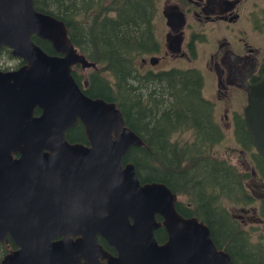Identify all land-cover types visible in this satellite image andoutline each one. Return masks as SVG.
<instances>
[{
  "label": "water",
  "instance_id": "1",
  "mask_svg": "<svg viewBox=\"0 0 264 264\" xmlns=\"http://www.w3.org/2000/svg\"><path fill=\"white\" fill-rule=\"evenodd\" d=\"M2 47L23 64L0 70V242L9 235L17 246L0 264H234L205 223L175 211L168 187L141 184L134 165L123 163L143 142L115 103L88 97L75 82V66L96 65L63 21L36 11L33 0H0ZM245 91V129L264 161V75ZM78 122L88 146L65 138ZM159 227L161 242L153 236Z\"/></svg>",
  "mask_w": 264,
  "mask_h": 264
},
{
  "label": "flooded vegetation",
  "instance_id": "2",
  "mask_svg": "<svg viewBox=\"0 0 264 264\" xmlns=\"http://www.w3.org/2000/svg\"><path fill=\"white\" fill-rule=\"evenodd\" d=\"M115 4L120 8L122 32L126 33L128 21L142 23L145 16L146 25L143 27L140 24L138 30L141 40H138L140 50L134 55L137 59L136 68L129 77L136 83L140 93L143 94L146 88H153L159 76L174 71L184 75L192 73L197 77L200 99L211 108L207 138H223L224 131L231 132L234 138L245 132L249 138L242 111L247 101L245 89L258 84L264 75V0H73V23L79 27L91 26L94 31L97 25L116 20L117 9L115 7L112 10ZM135 4L138 12L128 16V5ZM17 62L18 65L9 70H17L22 66V61V64L18 59ZM75 68L83 70L80 66ZM75 75V82L85 91L88 78L81 80L80 75ZM166 85L169 86V83ZM170 86L174 88L175 84ZM207 87L210 89L208 98L204 95L208 91ZM150 100H153L152 97ZM229 107L235 109L228 112ZM238 107L241 108L240 112ZM221 110L219 116L217 112ZM36 112L34 116H39L40 111ZM169 131L168 135L172 136L176 133L185 134L188 143L193 137L199 136L193 127ZM237 144L241 148L239 154L245 156L252 151V148L243 147L238 141ZM219 153L223 157V153ZM219 153L215 150L212 154ZM237 164L238 169H235L233 176L237 179L236 185L242 191V197L233 199L237 207L229 208L228 212L222 211L234 219L232 221L235 222L236 230L241 226L252 232H264V223L256 215L255 205L257 200L264 198V174L259 176L254 163L246 158L237 159ZM219 193L217 189V197ZM213 200L217 201V198ZM217 207L221 209L219 204ZM222 211L219 218L223 215ZM223 236L219 242L228 249L231 241L227 242L225 233ZM214 238L217 240L215 234ZM6 239L7 243L0 242V246L8 248V254L16 250L17 246L9 235ZM98 244L110 256H117L104 239L99 237ZM100 262L104 264L106 261Z\"/></svg>",
  "mask_w": 264,
  "mask_h": 264
},
{
  "label": "trees",
  "instance_id": "3",
  "mask_svg": "<svg viewBox=\"0 0 264 264\" xmlns=\"http://www.w3.org/2000/svg\"><path fill=\"white\" fill-rule=\"evenodd\" d=\"M33 3L36 11L63 21L74 47L85 55L89 62L96 65L87 77L88 87L84 91L85 95L115 103L126 126L141 138L143 145L130 148L123 163L134 165L141 184L155 181L168 187L177 197L175 211L182 216H195L198 222L205 223L209 228L213 246L230 255V249H226L219 242L224 237L225 226L222 215L219 218L222 209L217 205L219 197L223 195L219 172L232 166L226 159H220L216 154L212 156L206 149L208 142L216 143L222 138H207L211 108L200 99L197 77L192 73L184 75L174 71L159 76L157 84L153 83V88H146L141 94L136 83L129 77L136 68L137 59L134 55L140 50L138 30L140 24L143 27L146 25L145 16L142 23L128 21L126 33L122 32L120 8L115 4L112 10L115 7L117 9L116 20L99 24L93 31L91 26L79 27L73 23V0H33ZM127 8L128 16L136 14L139 10L136 4L128 5ZM32 41L47 54L54 55L49 42L36 36L32 37ZM4 56L17 58L11 55L8 48L0 49V70L8 71L11 67L3 65ZM19 61L20 64L23 63ZM72 76L77 82L74 68ZM166 83H169V86ZM171 84H175L174 88H170ZM151 97L153 100H150ZM241 123L242 121L239 124ZM188 127L195 128L199 136L193 137L189 143L170 139L172 135H168L169 130ZM65 138L69 143L87 144L80 122L66 131ZM235 140L243 147L250 149L252 146L245 132L244 135L239 133ZM217 189L220 192L219 197L216 195ZM213 198H217V201ZM164 235L162 227H159L153 236L161 242L166 238ZM7 252L8 248L0 246V261ZM232 261L236 264L233 258Z\"/></svg>",
  "mask_w": 264,
  "mask_h": 264
},
{
  "label": "rangeland",
  "instance_id": "4",
  "mask_svg": "<svg viewBox=\"0 0 264 264\" xmlns=\"http://www.w3.org/2000/svg\"><path fill=\"white\" fill-rule=\"evenodd\" d=\"M3 61V65L9 67H13L15 64L18 63L17 59H10L6 56H4ZM74 72L75 74L80 75L82 77L81 80H83L85 77H88V75L91 74L93 71L75 68ZM206 89L208 91L205 92L204 95L206 96V98H208L210 94V89L209 87H207ZM234 109L235 108L233 107H229L228 112ZM237 109L239 110V112L241 111L240 107H238ZM221 112L222 110L220 112H217L219 116ZM232 136L233 135L231 134V132L224 131L223 138L221 139V141H219L215 146V141H210L207 143L208 146H206L208 153L212 156L214 155L212 153L215 150H217L218 153L222 152L223 157H220V153L216 155L220 158H223V160L226 159L225 161H227L232 166V168L230 169L226 167L224 170H221V172H219L220 182L223 185V195L221 197V200H219L218 204L221 209L225 212H228L229 208L231 207H237V202H234L233 199H239L242 197V191L240 190L239 186L236 185L237 179L236 177H234L235 175L233 176L235 169H238L237 159H240L242 157L244 159L246 158L247 161L254 163L253 166H255V172H257L259 176L264 174L263 159L256 155L253 148L252 151H250L245 156L239 154V149L241 148H239L240 146L237 144L235 138ZM170 139H172V141L178 140V142L182 140H188V138H185V134L183 133H176ZM255 205L257 212L256 215H258L260 220H262L264 223V198L257 200ZM222 220L225 225V236L227 238V242L229 243V241H231V244H229L230 246L228 247V249H230V257L234 259L236 264H264V232L260 233L256 230L252 232L246 229V227L242 228L241 226L239 229L236 230L235 222L232 221L234 219L229 215V213L226 214L223 212Z\"/></svg>",
  "mask_w": 264,
  "mask_h": 264
}]
</instances>
